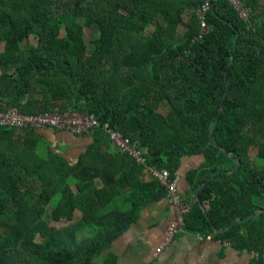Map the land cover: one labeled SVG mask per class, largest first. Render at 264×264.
<instances>
[{
	"label": "trees",
	"instance_id": "1",
	"mask_svg": "<svg viewBox=\"0 0 264 264\" xmlns=\"http://www.w3.org/2000/svg\"><path fill=\"white\" fill-rule=\"evenodd\" d=\"M202 3L0 0V112L37 116L60 104L99 125L77 158L61 155L41 130L0 127V264H93L143 208L166 197L143 172L167 169L173 178L195 155L204 161L188 173L187 231L255 252L264 264V0H245L250 27L216 0L209 31L194 41ZM226 87L217 146L210 136ZM109 130L145 148L146 165L112 155ZM207 182L199 196L223 233L194 198Z\"/></svg>",
	"mask_w": 264,
	"mask_h": 264
},
{
	"label": "crops",
	"instance_id": "2",
	"mask_svg": "<svg viewBox=\"0 0 264 264\" xmlns=\"http://www.w3.org/2000/svg\"><path fill=\"white\" fill-rule=\"evenodd\" d=\"M61 106L58 104L54 109L62 108ZM46 131L48 135L42 134L46 142L53 147L64 148L65 151L62 153L73 158L84 155L93 141L92 135L84 138L69 133ZM110 153L125 157L112 144ZM146 154L147 152L145 157ZM181 161V165L174 175L179 178L177 189L185 201L193 204L188 173L198 169L203 163L204 157L203 155L186 156ZM151 179L149 170L146 169L143 172L142 180L148 182ZM173 219V210L165 198L150 203L143 208L138 221L130 227L127 233L115 241L109 250L93 264H255L256 257L253 252L238 251L217 241H200L197 237L198 234L189 232L186 228L176 237L168 252H164L154 259L155 250L164 240L167 228Z\"/></svg>",
	"mask_w": 264,
	"mask_h": 264
},
{
	"label": "built area",
	"instance_id": "3",
	"mask_svg": "<svg viewBox=\"0 0 264 264\" xmlns=\"http://www.w3.org/2000/svg\"><path fill=\"white\" fill-rule=\"evenodd\" d=\"M214 2L216 0H213ZM236 12L238 17L244 22L249 23L253 13L251 7L245 4V0H224ZM211 10L209 1H204L197 9V13L201 22V32L194 36V41H198L209 31L207 14ZM248 27V28H249ZM98 122L94 116L87 113H79L73 110L55 109L52 112L42 115H24L18 110L9 108L0 112V127L13 129L18 132L22 131H40L53 130L56 132L69 133L77 137L91 136L98 129ZM109 138L112 145L123 156L134 160L138 164L146 165V157L144 149L137 146L136 143L124 138L118 131L109 130ZM152 178L158 179L167 189L166 201L170 205L174 213V219L170 222L165 233L164 240L157 247L154 253V259H157L162 253L168 252L176 240V237L186 228L185 218L192 211L193 204L185 201L178 192V177L171 178V174L167 169L155 170L149 169ZM200 241H221L215 240L213 235H197ZM222 244V243H221ZM225 246H230L226 242ZM256 258L259 256L255 254Z\"/></svg>",
	"mask_w": 264,
	"mask_h": 264
},
{
	"label": "water",
	"instance_id": "4",
	"mask_svg": "<svg viewBox=\"0 0 264 264\" xmlns=\"http://www.w3.org/2000/svg\"><path fill=\"white\" fill-rule=\"evenodd\" d=\"M202 1H205V0H202ZM207 1L210 2V4H211V11L214 13V12H215V3H214V1H213V0H207ZM237 41H238V36H237V38H236L235 46L237 45ZM226 84H227V77H226ZM227 95H228V87H226V94H225V96H224V98H223V101H222V103H221V106H220V113H219V117H218L217 122H216L215 129H214L213 133H212L211 136H210V143H211V144H215L214 141H213V138H214L215 131H216V129H217V125H218V123H219V119H220L221 112L223 111V109H224V107H225V104H226ZM40 132H41V134H46V135H48V133H47L46 130H41ZM215 145H217V144H215ZM217 146H218V145H217ZM225 153H226L227 155H230V153L227 152V151H225ZM60 154L63 155L64 157H67V155H64L63 153H60ZM240 167H241V163H240L239 161H237V165H236V167H235L234 169H231L230 172H235V171L239 170ZM207 184H208V182H207L205 185H203L199 191L196 192V194H195V198H196L198 204L200 205V207L203 209V212H204L205 216L207 217V219L209 220V222H210L211 225L213 226L214 232L217 233V234H219V233H223V232H225L227 229H225V230H218V229H215V228H214V225H213L212 221L210 220V218H209L208 215H207V210H206V208H205V206H204V204H203V202H202V200H201V198H200V196H199L200 191H201L205 186H207ZM259 212H260V210L257 211L254 215H252V216H250V217H248V218H246V219H249V218H251V217L256 216ZM242 221H243V219H238L237 221H234V222L232 223L231 226H234V225H236V224H239V223L242 222Z\"/></svg>",
	"mask_w": 264,
	"mask_h": 264
},
{
	"label": "rangeland",
	"instance_id": "5",
	"mask_svg": "<svg viewBox=\"0 0 264 264\" xmlns=\"http://www.w3.org/2000/svg\"><path fill=\"white\" fill-rule=\"evenodd\" d=\"M186 19H187V16L185 17ZM184 27L185 26H182L181 27V29H180V31L181 32H184ZM153 29H150V30H148V31H152ZM85 37H86V42H87V44L89 45V47H90V49L92 48V39H93V30L92 29H90V28H85ZM31 45H35V40L33 39V38H30V42H29ZM1 47H0V51H1ZM64 151H65V149H64ZM252 153L254 154V153H256V151L255 150H252ZM50 212V211H49ZM50 215V213H48V215L47 216H49ZM81 215H80V213H79V211H77V213H76V218H79ZM70 223H68V222H62V223H53V226L54 227H56V228H62V227H66V226H68Z\"/></svg>",
	"mask_w": 264,
	"mask_h": 264
},
{
	"label": "clouds",
	"instance_id": "6",
	"mask_svg": "<svg viewBox=\"0 0 264 264\" xmlns=\"http://www.w3.org/2000/svg\"><path fill=\"white\" fill-rule=\"evenodd\" d=\"M206 1V0H205ZM204 2V1H203ZM215 3V2H214ZM200 20V19H199ZM201 32V31H200ZM74 136V135H73Z\"/></svg>",
	"mask_w": 264,
	"mask_h": 264
}]
</instances>
